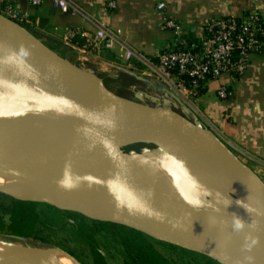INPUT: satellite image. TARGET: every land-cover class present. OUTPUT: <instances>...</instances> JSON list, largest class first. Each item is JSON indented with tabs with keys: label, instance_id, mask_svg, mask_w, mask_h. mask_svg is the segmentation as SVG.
<instances>
[{
	"label": "bare ground",
	"instance_id": "6f19581e",
	"mask_svg": "<svg viewBox=\"0 0 264 264\" xmlns=\"http://www.w3.org/2000/svg\"><path fill=\"white\" fill-rule=\"evenodd\" d=\"M18 58L13 46L0 35V149L32 139L31 132L48 116L43 101L47 77L33 61ZM74 78L79 86L85 85L82 76ZM28 94L38 102L30 101ZM99 98L101 103L107 102L105 97ZM110 112L117 120L125 117L119 106H112ZM55 135L49 146L65 141L78 148L86 139L83 133L71 129H59ZM132 154L122 159L111 156V164L126 169L128 174L110 171L106 154L96 146L80 154L61 149L0 156V189L17 200L49 203L91 219L145 229V214L138 209L144 200L136 190L138 181L152 193L148 214L176 216L196 238L222 234L237 240L258 239L240 225L237 228L231 212L239 210L248 218L254 216L241 202L232 205L227 196L239 195L241 185L224 169L177 158L161 149L140 156ZM259 259L246 255L222 264H264ZM0 264L77 263L60 249L0 241Z\"/></svg>",
	"mask_w": 264,
	"mask_h": 264
},
{
	"label": "water",
	"instance_id": "95a60500",
	"mask_svg": "<svg viewBox=\"0 0 264 264\" xmlns=\"http://www.w3.org/2000/svg\"><path fill=\"white\" fill-rule=\"evenodd\" d=\"M63 1L70 6L68 0ZM97 25L107 37L123 46L164 80L199 120L191 122L173 111L151 108L115 96L106 90L97 78L73 65L25 27L0 15V35L13 46L18 59L33 61L47 77L43 101L48 106L47 118L31 132L33 138L5 146L0 149V156L21 155L41 150L53 152L61 149L70 154H80L96 146L111 157L125 154L121 149L125 145L143 144L154 146L177 158H189L198 163L224 169L234 182L241 185L239 195L228 194L232 199V205L235 207L236 202H241L254 216L248 218L241 211L235 210L231 212L235 217V223L252 232L257 240L250 238L237 240L233 235L222 234H216L211 239L196 238L185 222L176 216L148 214L150 191L138 181L136 190L144 199L138 205V209L144 212L147 226L145 229H139L126 224L121 225L140 231L156 241L202 255L218 264L227 259L246 255L253 259L262 257L259 260L264 261V182L242 158L262 168L264 160L249 154L227 139L154 65L125 46L105 27ZM13 70L16 74L17 69L14 67ZM74 75L82 76L85 85L79 86ZM100 96L105 97L107 102L101 103ZM27 98L34 103L38 100L30 94ZM112 106H119L124 111L123 120H117L111 114ZM59 129L81 132L86 139L78 148L65 141H56L49 146L48 143L54 140ZM108 167L115 173H129L126 169L111 163ZM110 189L114 190L113 187ZM2 192L0 189V193ZM45 204L75 212L61 206Z\"/></svg>",
	"mask_w": 264,
	"mask_h": 264
},
{
	"label": "crops",
	"instance_id": "0c3cea01",
	"mask_svg": "<svg viewBox=\"0 0 264 264\" xmlns=\"http://www.w3.org/2000/svg\"><path fill=\"white\" fill-rule=\"evenodd\" d=\"M68 1L67 12H62L50 0L38 7H32L29 0H8L16 10L27 14L25 28L32 34L58 45L66 60L123 95L108 88L111 93L136 102L144 96L150 100L167 98L169 90L174 92L123 46L111 39L112 44L107 47L109 37L98 40L95 49L65 45L62 38L66 30H75L76 36L87 44L99 31V24L156 67L158 53L175 48L179 36L185 33L198 36L207 20L251 11L264 15V0ZM109 3L114 4L111 10L107 9ZM163 20L180 26V34L164 30ZM222 87L227 89V96L219 99L217 91ZM206 88L204 95L193 101L194 105L210 122L214 117V126L232 143L264 160V55L253 57L242 75H224L208 82Z\"/></svg>",
	"mask_w": 264,
	"mask_h": 264
},
{
	"label": "trees",
	"instance_id": "16d2710c",
	"mask_svg": "<svg viewBox=\"0 0 264 264\" xmlns=\"http://www.w3.org/2000/svg\"><path fill=\"white\" fill-rule=\"evenodd\" d=\"M248 14L246 12L235 19L238 21ZM202 36L201 33L198 36L185 33L179 39L190 45L197 43ZM70 43L86 46L85 40L78 36H74ZM206 89L205 86L199 90L197 98L204 95ZM0 237L10 242L40 241L41 245L61 249L79 264H111L116 261L119 264H177L159 252L157 244L180 251L189 258L187 264H218L202 255L156 241L125 225L90 219L42 202L17 200L3 193H0Z\"/></svg>",
	"mask_w": 264,
	"mask_h": 264
},
{
	"label": "built area",
	"instance_id": "2783aa9c",
	"mask_svg": "<svg viewBox=\"0 0 264 264\" xmlns=\"http://www.w3.org/2000/svg\"><path fill=\"white\" fill-rule=\"evenodd\" d=\"M44 0H29L32 7H38ZM62 12H67L68 6L63 0H50ZM114 8L109 3L107 9ZM0 15L22 26L27 19L26 13L16 10L8 0H0ZM163 29L180 34V26L171 20L162 21ZM203 35L197 43L188 44L178 39L175 48L157 54L156 68L164 74L190 101L198 97V91L209 81L217 80L224 75L240 76L247 69L251 59L264 55V15L251 11L248 15L225 19L207 20L200 29ZM76 36L73 29L66 30L62 41L70 45V40ZM107 36L98 31L93 40L85 47L95 49L98 40ZM112 40L109 39L107 47ZM130 54H127L129 57ZM219 99L226 98L224 87L217 91Z\"/></svg>",
	"mask_w": 264,
	"mask_h": 264
},
{
	"label": "rangeland",
	"instance_id": "374dc122",
	"mask_svg": "<svg viewBox=\"0 0 264 264\" xmlns=\"http://www.w3.org/2000/svg\"><path fill=\"white\" fill-rule=\"evenodd\" d=\"M41 41H43L48 47H50L51 49H53L54 51H56L57 53H59L60 55H62L63 49L59 48L58 45H55L52 42H48L43 40L42 38H40ZM80 79V78H79ZM100 82V80H99ZM105 87V85H103ZM115 91L117 94L123 95L120 92L121 91H117L114 86H111L110 84H108V86L106 85L105 89L109 91V89ZM168 88V87H167ZM169 89V88H168ZM162 90V88L160 89ZM170 96H168L167 98H163L162 96H160L159 98H157L156 100H150L149 98L145 97L141 98L139 100H137L138 103L143 104L145 106L151 107V108H156V109H165V110H170L173 111L179 115H181L182 117L186 118L189 121H197L199 120L197 118V116L190 111L187 106L184 104V102H182L174 93H172L170 90ZM115 96H117L115 93H113ZM119 97V96H118ZM102 98V96H101ZM104 98V97H103ZM129 98H132L131 96H129ZM136 102V101H135ZM195 103V101H194ZM185 109H187V111H185ZM211 123H213L214 125V117L211 118ZM123 153L122 155H114L113 157L115 159L117 158H121L124 156H128L130 155V153L132 155H142L145 152H149V153H154V151L156 152L158 149L155 148L154 146L151 145H143V144H130V145H125L122 148ZM106 161H108V163H112V158L109 155H106ZM114 159V160H115ZM113 160V162H114ZM243 160V159H242ZM264 182V168L258 166L257 164H254L250 161H245L243 160ZM3 193V192H2ZM4 194V193H3ZM150 195L152 196V193L150 191ZM229 197V196H227ZM230 198V197H229ZM22 201V200H21ZM26 201V200H24ZM81 214V213H80ZM83 215V214H82ZM84 216V215H83ZM86 217V216H85ZM88 218V217H87ZM91 219V218H90ZM95 220V219H94ZM99 221V220H98ZM114 223V222H113ZM0 241L1 242H9V243H27V244H34V245H41L40 241L37 240H31V239H26V240H20L17 242H10L8 241V239L4 238V237H0ZM156 248L158 249L159 252H161L165 257H167L168 259L176 262L177 264H187V262L189 261V258L187 256H185L184 254H182L180 251L177 250H173L167 246H164L162 244H157ZM62 251V250H61ZM65 253V252H64ZM66 254V253H65ZM67 255V254H66ZM68 257H70L69 255H67ZM71 258V257H70ZM75 263L79 264L78 262H76L73 258H71ZM111 264H119L117 261L116 263H111Z\"/></svg>",
	"mask_w": 264,
	"mask_h": 264
},
{
	"label": "clouds",
	"instance_id": "9594fccd",
	"mask_svg": "<svg viewBox=\"0 0 264 264\" xmlns=\"http://www.w3.org/2000/svg\"><path fill=\"white\" fill-rule=\"evenodd\" d=\"M239 227V225H237V228Z\"/></svg>",
	"mask_w": 264,
	"mask_h": 264
}]
</instances>
